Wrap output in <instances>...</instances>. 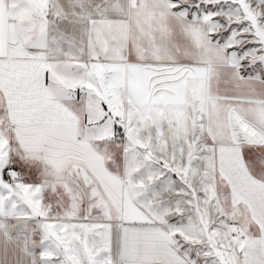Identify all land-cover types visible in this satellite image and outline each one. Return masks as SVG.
Instances as JSON below:
<instances>
[{"label": "snow or ice", "instance_id": "1", "mask_svg": "<svg viewBox=\"0 0 264 264\" xmlns=\"http://www.w3.org/2000/svg\"><path fill=\"white\" fill-rule=\"evenodd\" d=\"M0 264H264V0H0Z\"/></svg>", "mask_w": 264, "mask_h": 264}]
</instances>
